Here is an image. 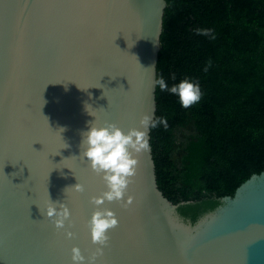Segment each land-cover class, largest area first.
<instances>
[{
    "label": "water",
    "instance_id": "95a60500",
    "mask_svg": "<svg viewBox=\"0 0 264 264\" xmlns=\"http://www.w3.org/2000/svg\"><path fill=\"white\" fill-rule=\"evenodd\" d=\"M166 6L0 0V264H73V247L87 264L100 247L87 225L92 197L107 187L82 156V133L93 123L126 134L143 130L144 115L155 118ZM133 155L139 163L123 201L99 206L119 224L95 264H264V170L190 225L158 188L151 146ZM50 201L66 204L72 227L56 229L45 215Z\"/></svg>",
    "mask_w": 264,
    "mask_h": 264
},
{
    "label": "trees",
    "instance_id": "16d2710c",
    "mask_svg": "<svg viewBox=\"0 0 264 264\" xmlns=\"http://www.w3.org/2000/svg\"><path fill=\"white\" fill-rule=\"evenodd\" d=\"M166 3L156 78L197 82L202 98L185 109L157 84L154 119L168 127L150 128V146L172 215L194 225L264 170V0Z\"/></svg>",
    "mask_w": 264,
    "mask_h": 264
},
{
    "label": "clouds",
    "instance_id": "9594fccd",
    "mask_svg": "<svg viewBox=\"0 0 264 264\" xmlns=\"http://www.w3.org/2000/svg\"><path fill=\"white\" fill-rule=\"evenodd\" d=\"M197 34L209 35L210 30H198ZM155 83L158 84L161 91L167 90L171 94L177 95L179 103L185 109L197 104L202 98L199 84L189 79H184L170 88L163 77L157 79ZM86 109L88 111V105H86ZM89 114L92 115L90 112ZM160 124H163L167 129L166 119H153L152 116L146 114L140 120L143 130L131 129L125 134L116 124L97 127L91 123L89 130L82 133L81 144L86 145L82 156L87 158L91 170L102 177L107 187V191H104L101 196L92 197L91 199V203L97 206V210L93 212L87 226L91 233L92 243L100 247H97L96 252L88 259L87 264H95L97 257L103 256V247L107 246L109 240L108 232L118 227L119 224L113 211L106 208L100 210L99 206L103 205L105 201H123L128 186L136 175L139 163L133 153L140 154L141 152L150 151L148 129H154ZM60 131H63V129ZM72 188L76 192L84 191V186L80 183L72 186ZM132 201L133 198L128 196L127 201L122 206L128 207ZM45 215L53 220L58 230L65 228V221H69V227L73 226L70 221L71 212L64 203L59 204V207H57L56 203L50 201ZM66 236L72 238L74 233L66 231ZM71 252L73 264H85V257L78 247H73Z\"/></svg>",
    "mask_w": 264,
    "mask_h": 264
}]
</instances>
